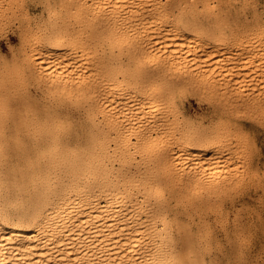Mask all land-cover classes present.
<instances>
[{
  "label": "bare ground",
  "instance_id": "bare-ground-1",
  "mask_svg": "<svg viewBox=\"0 0 264 264\" xmlns=\"http://www.w3.org/2000/svg\"><path fill=\"white\" fill-rule=\"evenodd\" d=\"M169 1L56 0L65 10L73 9L83 31L72 32L66 23L52 35L43 33L31 45L29 61L39 77L49 85L61 81L63 89L74 84L82 90L81 81L94 77L83 88L109 129L97 144L123 171H95L91 184L62 190L37 209L31 228L9 225L5 219L10 217H1L0 264L199 263L180 258L167 246V213L153 206L163 195L161 182L167 181L153 177L160 171L166 180L185 179L180 189L219 192L217 181L238 172L234 161L239 154L233 155L230 134L240 126L230 130L222 122L204 141L192 132L177 131L170 117L175 112L173 97L167 92L184 85L179 93L225 94L224 103L236 111L248 105L264 112V34L210 43L179 26ZM39 30L48 32L47 27ZM74 36L80 39V54ZM107 36L121 44L115 59L93 60L83 52V43ZM124 63L143 68L134 73L123 70ZM97 69L110 72L96 75Z\"/></svg>",
  "mask_w": 264,
  "mask_h": 264
},
{
  "label": "rangeland",
  "instance_id": "rangeland-1",
  "mask_svg": "<svg viewBox=\"0 0 264 264\" xmlns=\"http://www.w3.org/2000/svg\"><path fill=\"white\" fill-rule=\"evenodd\" d=\"M220 1L170 0L168 5L176 8L179 26L210 43L264 34V0ZM0 7V220L8 215L9 225L31 228L37 209L62 190L91 184L92 172L107 170L116 175L123 168L97 144L109 129L95 111L91 93L83 88L94 77L81 81L82 90L74 84L70 90L63 89L61 81L49 85L28 58L31 45L43 33L52 35L66 23L71 30L83 31L73 9L65 10L56 0H0ZM46 27L48 32L39 30ZM107 37L83 43V52L93 60L115 59L121 44ZM73 40L80 54V39L74 36ZM121 68L137 73L143 67L124 63ZM86 70L85 74L90 71ZM183 87L167 92L173 97L170 103L175 112L170 117L175 129L204 141L214 136L222 122L230 130L240 126L230 134L236 153L232 154L240 159L234 161L237 174L217 181L222 190L215 193L180 189L185 179L166 180L160 171L155 174V180L167 181L161 182L162 197L153 201V206L167 213L165 242L173 254L198 259V264H264V112L248 105L236 111L224 103L225 94L210 96L184 89L179 93ZM224 112L232 115L225 118ZM112 142L108 139L110 146Z\"/></svg>",
  "mask_w": 264,
  "mask_h": 264
}]
</instances>
